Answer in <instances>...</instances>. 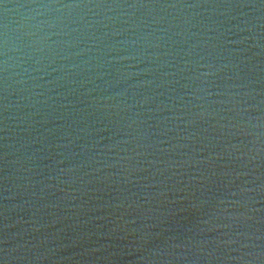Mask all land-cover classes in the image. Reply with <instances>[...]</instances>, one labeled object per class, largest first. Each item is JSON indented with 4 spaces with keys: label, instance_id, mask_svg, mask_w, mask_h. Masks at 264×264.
<instances>
[{
    "label": "water",
    "instance_id": "95a60500",
    "mask_svg": "<svg viewBox=\"0 0 264 264\" xmlns=\"http://www.w3.org/2000/svg\"><path fill=\"white\" fill-rule=\"evenodd\" d=\"M0 264H264V0H0Z\"/></svg>",
    "mask_w": 264,
    "mask_h": 264
}]
</instances>
